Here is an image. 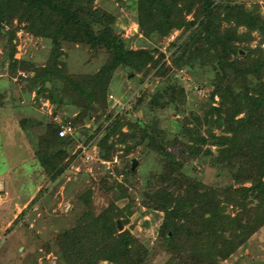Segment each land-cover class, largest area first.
I'll return each instance as SVG.
<instances>
[{
	"label": "rangeland",
	"instance_id": "obj_1",
	"mask_svg": "<svg viewBox=\"0 0 264 264\" xmlns=\"http://www.w3.org/2000/svg\"><path fill=\"white\" fill-rule=\"evenodd\" d=\"M103 1L104 4L95 0V5L104 6L112 15L114 28L127 47L146 51L147 55L137 67L131 65L129 58L108 73V97L113 102L106 109L103 104H94L95 108L90 107V117L75 98L77 90L67 89L62 94V86L66 85L63 77L47 83V95L51 89L63 102L58 107L60 113L55 115L57 119L72 117L83 134L78 145L57 142L52 149L57 157L53 159L56 164L52 169L40 164L38 160L45 154L38 156V151H44L42 126L48 122L54 106L46 95L33 99L41 81L34 84L32 80L39 68L48 63L51 41L33 36L24 25L5 26L6 30L17 29L13 59L9 56L10 46L0 39V264H60L59 250L64 251L59 241L62 235L76 229L79 233L80 221L88 222L94 216L100 221L93 228L96 233L89 247L82 248L84 253H94L109 238L111 230L117 238L109 249L115 243L120 247L127 240L131 252H139L137 263L133 264H177L178 261L170 259H176L178 253H186L189 264H264V220L250 231L264 214V210L260 211L264 207V190L254 185L258 173L264 179V171L255 169L252 163L263 160L260 153L252 154L253 138L248 130H236L233 136L230 131H221L223 125L211 123L215 117L204 119L207 102L218 106L222 98L233 95V90L231 84L222 81L223 88L213 92L208 80L214 75L208 63L200 66L182 61V47L198 21L192 27L175 22L167 29L146 33L145 22L137 18L134 9L135 0ZM214 4L219 6L214 10L225 17L222 28L236 29L239 37L234 44L238 45L239 54L264 59V0H214ZM225 5L247 10L254 22L263 25V31L245 24L243 15L237 20L233 12L229 16L230 10ZM196 9L197 6L187 12V20H194ZM60 49L59 69L64 77L76 75L89 80L107 64L108 54L101 45L91 47L85 42L63 39ZM259 84L261 81L248 91L255 92ZM241 116L243 113L236 114L234 121ZM141 126L150 131L149 136L162 131L158 143L165 144L176 160L184 161L187 166L181 171L190 178V183L172 179L176 172L165 166L158 152L146 148ZM230 126L235 129L238 122ZM209 130L217 137L208 138L206 144L196 140V133L205 136ZM198 145L202 152L191 155L189 146ZM134 159L137 165L132 169ZM173 182L181 185L175 186ZM161 186L173 193L167 202L168 210L156 209L153 204L152 195L157 198L155 191ZM190 186L194 192L193 205H200L196 217H215L213 222L203 223L204 232L200 236H194L193 240L178 238L169 244L162 236V224L172 216L179 220L174 211L178 205L186 208L179 198ZM237 215L242 224L236 221ZM101 216L105 217L104 221ZM180 222L185 224L186 220ZM244 224L249 225V230L241 226ZM182 228L189 235L188 229ZM242 229L245 234L241 236L247 235L239 241L241 236L235 237L233 232L239 235ZM199 230L201 226L192 230V235ZM221 235L225 240L237 242L224 258L215 255L222 248ZM104 247L108 249L107 244Z\"/></svg>",
	"mask_w": 264,
	"mask_h": 264
},
{
	"label": "trees",
	"instance_id": "obj_2",
	"mask_svg": "<svg viewBox=\"0 0 264 264\" xmlns=\"http://www.w3.org/2000/svg\"><path fill=\"white\" fill-rule=\"evenodd\" d=\"M102 4H104L103 0ZM195 6H197V12L194 14V20H187V12H190ZM215 7L219 8V6L214 4V0H135L134 9H136L137 18L145 22L146 33L167 29L175 22L182 25L185 24L186 27H192L196 24V21H198L197 25L191 29L188 34L189 38H187L186 43L182 47V61L188 62L190 65L196 62V64L200 66L208 63L214 75L212 80H208L214 87L213 92H217L220 87L223 88L222 81H226L227 85L231 84V90H233V95L231 97L225 96L222 98L218 106H212L208 101L204 111V119L209 118V116L215 117L211 120V123H219V126L223 125L224 127L221 128V131H230L233 136H236V130H248L253 138L251 152L252 154L260 153V160H263L259 164H254L253 161L252 163L255 169L258 168L260 170L261 168L262 171H264V168H262L264 167V59L263 56L256 58L250 56L248 53L243 55L239 54L238 45L234 44L236 37H239L236 29L234 27L222 28V20H224L225 17H220V14L214 10ZM103 8L105 7L96 6L95 0H0V39H3L6 46H10L9 56L12 59L14 58L16 47L14 40H16L15 33L17 28H9V30H6L5 26L7 24H9L10 27H13V23H16L18 26L24 25L26 31L33 36H43L49 38L51 41L48 63L44 67L39 68V73L32 79L34 84H36L37 80L41 81V85H39L35 91L37 95H34L33 99H38L41 95H46V99L54 106L52 113L49 114L50 118H47L48 122L42 126L44 134L41 137V141L45 152L38 151V156H40V154H45V157L38 161L40 164L43 163L50 169H52L51 166L54 167L56 164L53 159L57 157L53 154L54 151H52V149L56 147L57 142L60 141L62 144L68 145L77 143L78 145L79 141H82L81 136H83V134L77 130L78 126H76L72 117L68 116L63 119H54V116L60 113L58 107L62 106L63 102H60L51 89H49V95H47V83L58 76L63 77L66 81V85L62 86V94H65L67 89L77 90L75 98L79 106L87 110V117H90V107L93 106V108H95L94 104H103V107L106 109V107H109V104L113 102V100L108 97L110 93V90H108V84L110 82L108 73L114 70V68L124 65L129 58L132 61L131 65L137 67L141 64L140 60L147 55L146 51L131 50L127 47L126 42L119 36L114 28V18ZM225 8L230 10L229 16H231L233 12V17L236 15L235 19L237 20V18L243 15L245 24L263 31V25H258L254 22L247 10L238 8L237 10H235V8L230 9L228 5H225ZM95 26L99 28L95 29ZM245 35L246 34L243 36ZM63 39L85 42L91 47L101 45L108 54L107 64L97 75L92 76L89 80H83L76 75L64 77L59 69V58L61 55L60 40ZM232 55L236 56L232 57ZM14 61L20 62L16 59H14ZM21 62L23 63V61ZM12 63L13 60H10L11 65ZM175 64L178 65V62H175ZM257 81H261L257 90L255 92L248 91V89L251 90V87L256 84ZM183 94L185 93L183 92ZM212 98L213 95L211 96V99ZM239 113H243V116L234 121L235 115ZM192 115L193 114H191V116ZM191 120H193V116ZM195 120L198 122V117L195 116ZM68 122L74 127L73 135L59 136L58 130L61 125ZM204 122L206 123L207 120ZM233 122H238V127L235 129L230 126ZM257 123L260 124L258 128L255 125ZM110 125H112V123ZM142 128L145 132V135L142 136V141H147L146 148L158 152L165 166L169 170H173L174 173L176 172V177L172 179L179 182L188 180V183H190V178L185 177V173L181 171L187 166L184 161L182 159L176 160L175 156L167 150L165 144L158 143L161 142L159 138L163 135L161 134L162 131H156L149 136L148 133H150V131H148L145 126H141V128H139L140 131H142ZM25 131L28 133L27 128ZM262 131L263 134L261 135ZM207 132L208 134L205 136L196 133V140L202 144H206L208 138L217 137L213 130ZM188 150L191 151V155L193 156L202 152L201 146L199 145L196 147L189 146ZM100 154L104 156L102 150H100ZM262 175L263 174L258 173L254 185L256 188L264 190V179ZM168 176H172V174L169 173ZM172 184L175 186L178 185L177 182H173ZM180 185L181 184L178 186ZM155 193L157 198L154 193L152 195L154 198L153 204H156L155 208L159 210H168L166 207L167 202L169 197H173V193L166 192L165 187L162 186L156 189ZM193 194V187L190 186L186 189L185 195L179 198L183 204L186 203L185 209L184 206L178 205L174 211L175 218L179 220L176 221L174 216H172L171 219L166 220L165 223L162 224V236L167 243L172 244L173 241H177L178 238L181 240L185 238L193 240L194 236H200V234L204 232L203 223L213 222L215 215L211 217L202 215L198 218L196 217L200 205H193ZM263 210L264 207L261 206L260 211L262 213ZM261 216H259L256 221L257 223H254L250 231H252L253 228L256 229L259 224L263 222L264 214ZM94 217L89 221L87 220L88 222H85L84 219L80 221L81 223L79 227H77L80 230L79 233L76 229L74 233L62 235L59 241L62 243L61 247L64 251L59 250L58 258L60 264H99L100 261L103 260L108 261V264L137 263L135 260L138 259L137 256L139 252L138 250L131 252L132 250L128 248L129 243L127 244V240L122 241L123 244L119 245L120 247L114 242L116 246L109 249V245L117 238L113 235L114 233H111V230L109 231V238L106 239V241H102L97 248L95 247L96 249L92 251L94 253H84L85 250H82V248L85 246L89 247L88 243L91 242L94 238L93 235L96 233V230H93V228H95L98 221H100L99 218L96 219ZM101 218V220L104 221L105 217L101 216ZM237 218L236 221L242 224L243 220L241 217L239 218V215H237ZM227 219L232 220V217L228 216ZM180 220H186L185 224H181ZM92 221L95 223L93 224ZM183 226L188 229L189 235L183 233ZM199 226L202 227V230L196 231L195 234L192 235V230H196ZM241 226L244 229L249 228L248 224ZM83 229L84 231L81 232ZM244 229H242L239 235L235 232H233V234L235 237L238 236L239 238L241 235L245 234ZM84 232L89 235L84 236L82 234ZM245 236H241L239 241H243ZM88 237H90L89 240H87ZM118 237H121L122 240L123 238L127 239V237L123 236ZM221 238L222 248L215 252V255L218 254L219 257L224 258L237 245V242H233L230 239L225 240L224 235H221ZM105 244H107L108 249L104 247ZM102 246L106 249L104 252L102 251ZM117 248L118 253L116 251ZM184 255H186V253H178L176 259L172 257L170 260L174 262L178 261L177 264H189V259ZM213 259L215 260V258Z\"/></svg>",
	"mask_w": 264,
	"mask_h": 264
},
{
	"label": "built area",
	"instance_id": "obj_3",
	"mask_svg": "<svg viewBox=\"0 0 264 264\" xmlns=\"http://www.w3.org/2000/svg\"><path fill=\"white\" fill-rule=\"evenodd\" d=\"M55 118L57 119L56 116H54V119ZM73 133H74V127L69 122L65 123V124H62L60 129L58 130V135L59 136L73 135ZM1 231H2V227H1V224H0V238H2Z\"/></svg>",
	"mask_w": 264,
	"mask_h": 264
},
{
	"label": "water",
	"instance_id": "obj_4",
	"mask_svg": "<svg viewBox=\"0 0 264 264\" xmlns=\"http://www.w3.org/2000/svg\"><path fill=\"white\" fill-rule=\"evenodd\" d=\"M136 165H137V161H136V159H134L133 163H132V169H134ZM117 225H118L119 228L122 227V225H121V223L119 221H117Z\"/></svg>",
	"mask_w": 264,
	"mask_h": 264
},
{
	"label": "crops",
	"instance_id": "obj_5",
	"mask_svg": "<svg viewBox=\"0 0 264 264\" xmlns=\"http://www.w3.org/2000/svg\"><path fill=\"white\" fill-rule=\"evenodd\" d=\"M2 187H3V184H2ZM6 193H7V192H6ZM30 196H33V195L30 194ZM30 196H29V197H30ZM31 198H32V197H31ZM29 199H30V198H29ZM28 201H29V200H28ZM28 201H27V202H28ZM14 205H15V204H13V206H14ZM14 208H15V207H13L12 210L15 212V209H14Z\"/></svg>",
	"mask_w": 264,
	"mask_h": 264
}]
</instances>
